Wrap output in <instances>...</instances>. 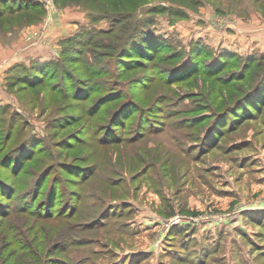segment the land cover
I'll list each match as a JSON object with an SVG mask.
<instances>
[{
    "label": "rangeland",
    "instance_id": "obj_1",
    "mask_svg": "<svg viewBox=\"0 0 264 264\" xmlns=\"http://www.w3.org/2000/svg\"><path fill=\"white\" fill-rule=\"evenodd\" d=\"M37 1L0 17V264H264V0Z\"/></svg>",
    "mask_w": 264,
    "mask_h": 264
},
{
    "label": "trees",
    "instance_id": "obj_2",
    "mask_svg": "<svg viewBox=\"0 0 264 264\" xmlns=\"http://www.w3.org/2000/svg\"><path fill=\"white\" fill-rule=\"evenodd\" d=\"M0 17H3L5 15V9L8 10V14L12 15L14 13L17 12H22V11H30L31 13L37 14V12L39 13V15H41L43 13V9H42V4L37 1V0H29V1H20V0H3V2H0ZM29 13V12H27ZM32 15V14H30ZM37 15H35L36 17ZM32 17V18H35ZM124 51V46L123 49ZM127 51V50H126ZM130 51V49H129ZM127 51V52H129ZM145 56V58H147V54H149V50H145L144 52H142Z\"/></svg>",
    "mask_w": 264,
    "mask_h": 264
}]
</instances>
